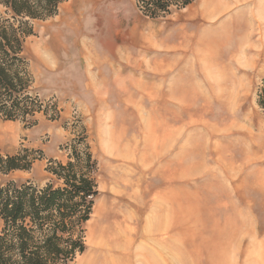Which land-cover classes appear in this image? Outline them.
<instances>
[{
  "label": "rangeland",
  "instance_id": "1",
  "mask_svg": "<svg viewBox=\"0 0 264 264\" xmlns=\"http://www.w3.org/2000/svg\"><path fill=\"white\" fill-rule=\"evenodd\" d=\"M137 4L66 0L57 16L34 23L25 52L45 112L34 126L0 120V147L5 155L27 149L41 158L32 175L3 181L50 179L48 161L66 164L69 145L80 140L78 149L88 146L97 162L99 196L85 224L87 249L70 264H264V114L257 104L264 0H196L159 20L142 16ZM110 42L123 56L128 88L122 105L107 110L108 61L98 54ZM179 90L184 108L167 102ZM111 116L124 142L118 162L101 152V118ZM174 135L188 183L182 206L173 184L170 208L167 174L153 171L151 152ZM130 143L138 163L127 157ZM179 149L177 143L164 166L179 164ZM168 209L171 233L162 236Z\"/></svg>",
  "mask_w": 264,
  "mask_h": 264
},
{
  "label": "trees",
  "instance_id": "2",
  "mask_svg": "<svg viewBox=\"0 0 264 264\" xmlns=\"http://www.w3.org/2000/svg\"><path fill=\"white\" fill-rule=\"evenodd\" d=\"M65 1L0 0V120L34 126L36 116L45 112L25 44L34 35V23L57 16ZM195 1L138 0L137 9L145 18L159 20ZM257 104L264 114V79ZM80 144L73 140L69 145L73 154L66 164L48 161L51 178L43 187L3 181L13 172L32 170L41 158L38 152H0V264H70L86 251L85 224L99 196L98 168L90 148L79 150Z\"/></svg>",
  "mask_w": 264,
  "mask_h": 264
},
{
  "label": "crops",
  "instance_id": "3",
  "mask_svg": "<svg viewBox=\"0 0 264 264\" xmlns=\"http://www.w3.org/2000/svg\"><path fill=\"white\" fill-rule=\"evenodd\" d=\"M104 51H102L101 53L98 54L99 59L108 61L107 65H106V72H107V76H109L110 79H108V83L106 82V86L110 87L108 90H106V93L108 94V98L106 100H104V104L103 107L105 109H113V108H117L120 105H122L121 103H123V91L124 89H127L128 87L125 85L124 83V65H123V56L120 52H118V44L116 42H110L108 44V48L103 49ZM136 71L138 69V66H136ZM131 75H137V72L134 73V70L132 69L130 71ZM113 91V92H112ZM112 92L115 94L114 98L115 100H111V96L109 95ZM110 98V99H109ZM175 101H172L171 99H169L167 102L171 104L174 103L176 107L178 108H184L186 107V101L184 99V93L182 92V90H179L178 95L174 97ZM112 114V113H111ZM101 123H100V127H99V135H100V140H101V152H102V156L108 160H110L111 162H118L119 159H123L125 158L124 156V152L122 151L123 147H124V142L121 138V134H122V129L118 127V124L115 120V116H111V117H106V118H101ZM182 133V123H180V134ZM115 136V139H119L120 142L113 141ZM177 143L180 144V149H179V164L178 165H174V167H172V163L170 162L171 160H169L167 166L165 164V166L163 165L164 159L165 158H169L171 156V151L173 150L174 147L177 146ZM133 143H130L128 146V159L133 163H138L137 160V156L135 154V150L133 148ZM2 150V152H7L5 150L4 147H0ZM1 152V153H2ZM2 153V154H3ZM6 153H4L3 155H5ZM145 158H142L143 164H145L148 160H147V155L143 156ZM151 168H153V171L155 170V168H158V170L160 171L161 169H163L162 171L167 174V178L165 179L164 183L165 186L167 188V191L165 193L166 196L163 195L164 199H168L167 202L164 201L165 205L166 203L169 205V207L171 208V196H172V187L173 184H175V186H179L180 188V201H181V197H182V190H183V186L187 185L188 183V178H187V172L185 171L184 168L185 164H184V154H183V148H182V140H177V138L174 137L173 138H169V139H165V140H160L158 142V144L156 145L155 149H153V151L151 152ZM177 157V156H176ZM140 163V161H139ZM171 163V164H170ZM161 164V166H160ZM35 166V165H34ZM33 166V168H35ZM178 166V168H176ZM231 168H228V172ZM16 172H22V171H16ZM13 172L10 175L16 173ZM33 173V169L31 171V175ZM174 174V181L172 179ZM9 175V176H10ZM49 175V174H48ZM237 179V177L235 178ZM234 179V180H235ZM241 178L238 179V181ZM30 180V179H28ZM50 179H45L41 182H37L34 179H31L30 181L35 182V184L40 185L41 187L46 185L47 182H49ZM159 204H162V202H160ZM182 206V201H181V205ZM165 221H168L165 229L162 231V236L164 235V232L166 233V230L168 233H171V209H168V213H165ZM151 234L152 237L154 238L155 236H157L155 228L151 230ZM181 233V231H179ZM160 232H158L159 234ZM160 235V234H159ZM154 247V246H153ZM153 247H150L152 249H154Z\"/></svg>",
  "mask_w": 264,
  "mask_h": 264
},
{
  "label": "bare ground",
  "instance_id": "4",
  "mask_svg": "<svg viewBox=\"0 0 264 264\" xmlns=\"http://www.w3.org/2000/svg\"><path fill=\"white\" fill-rule=\"evenodd\" d=\"M90 1H91V0H90ZM216 18H217V17H216ZM211 19L213 20V19H215V17L210 18V20H211ZM249 37H250V36H249ZM245 50H246V49H245Z\"/></svg>",
  "mask_w": 264,
  "mask_h": 264
}]
</instances>
